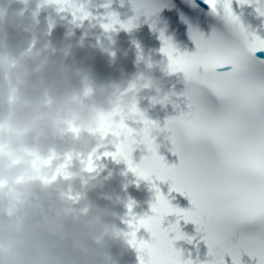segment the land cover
<instances>
[{
  "label": "clouds",
  "instance_id": "obj_1",
  "mask_svg": "<svg viewBox=\"0 0 264 264\" xmlns=\"http://www.w3.org/2000/svg\"><path fill=\"white\" fill-rule=\"evenodd\" d=\"M13 4L21 6L18 12H10ZM91 7V0L0 4V264H114L112 245L134 247L132 229L109 223V209L84 198L83 191L96 179L87 173L97 171L93 158L112 130L128 120L140 125L148 119L138 92L148 89L153 103L162 105L168 94L151 73H141L132 83L94 82L9 37V30H31L23 17L33 8L36 13L67 11L84 21L94 18ZM133 7L137 20L147 14L145 0H135ZM108 17L109 23L119 20L112 12ZM158 134L151 133L154 141ZM121 143L136 166L148 165L147 157L139 163L133 159L138 137H124ZM85 158L86 164L92 158L93 170L78 166ZM153 244L161 256L176 250L170 238Z\"/></svg>",
  "mask_w": 264,
  "mask_h": 264
},
{
  "label": "snow or ice",
  "instance_id": "obj_2",
  "mask_svg": "<svg viewBox=\"0 0 264 264\" xmlns=\"http://www.w3.org/2000/svg\"><path fill=\"white\" fill-rule=\"evenodd\" d=\"M204 2L223 22V28L214 29L209 37L193 30L195 52L180 53L161 35L169 70L184 74L187 88L182 95L187 110L168 119L163 128L149 119L143 121L142 130L122 123L110 133L116 151L103 154L123 158L130 171L152 181L154 187L153 177L172 181V190L191 200L190 209L175 208L157 188L152 205L155 215L129 221L131 243L141 253V264H193L182 259L177 250L161 256L153 243L137 239V232L145 228L154 240L169 238V232H175L177 239L190 240L178 224L162 228L164 218L173 213L203 232L213 257L207 264H225L227 255L233 264H241L244 252L264 264V38L244 24L233 10V0ZM238 3L255 5L257 13L264 16V0ZM117 24L129 30L134 26L132 21L125 24L113 19L103 27L112 30ZM153 130L170 133L171 151L179 157L178 164L169 166L158 154ZM132 136L151 153L146 167L136 166L124 152L121 141ZM86 167L93 170L92 158Z\"/></svg>",
  "mask_w": 264,
  "mask_h": 264
}]
</instances>
